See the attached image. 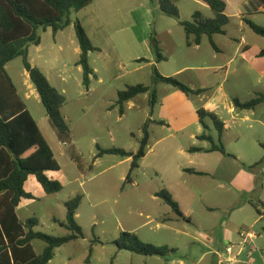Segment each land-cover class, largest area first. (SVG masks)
Masks as SVG:
<instances>
[{
	"label": "rangeland",
	"instance_id": "obj_1",
	"mask_svg": "<svg viewBox=\"0 0 264 264\" xmlns=\"http://www.w3.org/2000/svg\"><path fill=\"white\" fill-rule=\"evenodd\" d=\"M222 1L227 4L229 23L225 33L214 38L217 51L212 49L207 37L203 38L200 50L186 46V34L178 21L190 22L195 12L206 18L213 15L197 0H175L178 20L163 15L157 1L150 4L148 0H92L84 9L71 13V24L57 38L51 30L47 34L39 30L40 46L31 48L30 59L47 72L48 66L55 65L66 77L63 114L70 128L71 146L81 165L78 168L70 158L69 149L58 142L48 120L42 122L45 115L42 104L28 102L43 134L52 135L55 141L53 154L60 170L48 177L59 181L63 188L55 195L40 198L37 195H42L41 187L31 176L26 189L36 199L23 202L18 217L23 222L36 218L35 231L65 236L68 232L59 225L66 220L64 203L76 195L82 197L76 221L83 238L56 248L48 264H180V261L197 264L203 254L204 259L198 264H219L213 252H224L227 245H234L223 241L224 229L252 232L256 239L246 245L238 260L264 264V219L260 220L255 208L250 206L251 202L264 203V175L260 172L264 168V101L254 110H236L238 117L228 111L234 108L235 98L247 102L258 94L264 95V56L259 57L264 50V38L238 17L245 9V0ZM246 18L264 28L263 13ZM76 20L91 33L94 44L100 46L98 52L89 53L88 62L96 71V78L87 88L82 85V69L76 65L80 57L73 28ZM96 31L122 32L114 36L116 52L104 37L95 35ZM129 32H135L146 42L132 48L131 43L123 45L119 37ZM150 37L158 41L166 61L156 62ZM140 59L143 61L138 62ZM9 66L11 76H19L24 69L20 57ZM207 67L212 69L205 70ZM154 69L164 78H175L192 90L205 91L185 97L162 82L154 84ZM51 80L61 90L59 81L53 77ZM136 84L154 86L156 104L150 106L148 94H142L128 101L120 115L115 106L117 93ZM201 108L225 121L229 130L221 142L239 161L225 157L229 163L227 175L219 172L218 164H214L213 170L200 162L193 167L210 170L220 178L207 175L179 178L173 174V167L187 160L178 151L200 144L191 135L202 132L195 114ZM175 111L180 117L175 116ZM148 120L153 123L149 125L147 155L131 173L129 181L125 178L130 159L112 154L94 159L97 147L137 152L141 131ZM160 121L164 126L157 124ZM204 122L210 128L204 130L205 134L218 145L212 122L208 117ZM182 125L187 127L178 131ZM202 144L210 146L207 142ZM238 166L254 175L253 189L249 192L240 190L247 186L242 177L234 181ZM169 187L174 190L184 215L189 217L191 213V223L179 219L155 196L163 189L169 191ZM241 203L248 205L236 207ZM258 211L262 213L264 207L260 205ZM168 218L170 222H163ZM123 232L133 233L145 244L176 251L158 258L118 250L116 244ZM45 246L39 240L32 242L33 251L39 255ZM238 250L235 248L233 253Z\"/></svg>",
	"mask_w": 264,
	"mask_h": 264
},
{
	"label": "trees",
	"instance_id": "obj_2",
	"mask_svg": "<svg viewBox=\"0 0 264 264\" xmlns=\"http://www.w3.org/2000/svg\"><path fill=\"white\" fill-rule=\"evenodd\" d=\"M92 0H0V78H2L0 91L7 89L15 93L11 80L5 71L7 63L17 57L21 58L22 66L28 73L30 83L36 90L48 118L49 124L54 131L57 140L65 145L70 151V158L75 161L80 168L79 157L75 154L74 147L71 146L70 128L61 113L62 107L66 103V98L57 89L49 84L48 79L43 72L32 66L28 62L29 47L40 44L39 30L44 32L51 29L52 35L62 31L71 24L69 19L72 12H78L90 4ZM149 3L157 1L159 9L163 15L177 19L179 10L175 0H148ZM200 4L208 7L213 13L212 17L205 18L201 12H195L191 16V21H178L186 34V46H198L201 38L208 37L210 46L217 50L212 42L215 35L225 33V27L229 23L226 14V3L222 0H197ZM264 8V0H259ZM243 22L249 29L264 38V28L259 27L252 21L244 18ZM73 28L75 39L80 49V57L76 63L82 69V85L88 87L91 78L94 77V71L89 65V53L98 52L78 20L74 21ZM150 49L156 55V62L166 61L161 54V48L158 41L150 37ZM264 56V50L260 52L259 57ZM138 62L143 61L137 60ZM162 82L170 86L185 97L198 96L205 90H192L184 83L175 78H164L156 69H154V84ZM148 94L150 106L157 102L156 90L150 86L134 85L129 86L123 91L117 93L116 105L119 114H123L125 104L136 96ZM264 101V95L258 94L255 98L240 102L233 99L232 103L238 110H254ZM196 115L200 124L206 130L208 127L204 123V118L212 122L217 131L218 145L214 143L212 137L202 133L196 138L199 141H206L210 146L208 149L190 148L189 152L205 151L207 153L218 152L226 156H231L221 142L222 133L225 130V124L215 115L204 108L196 110ZM153 123L148 120L142 129V138L138 142L137 152L125 151L122 149H100L97 147L98 154L94 159L100 158L105 154H112L122 158L130 159V168L125 181L131 179V173L139 168V162L146 155L149 141V125ZM157 124L164 125L161 121ZM39 126L24 109L23 104L13 111H2L0 107V264H48L53 256L54 250L70 242L83 238L81 228L76 221L77 209L82 197L76 195L74 198L66 201L64 207L66 210L65 223H59L68 233L65 236H48L34 230L38 224L36 218H30L24 223L20 222L16 216L17 209L21 200H35L36 198L24 190V185L29 176L34 177L40 185L43 192L50 196L59 193L62 185L59 181L48 177V172H57L60 166L54 158L53 151L43 138ZM7 158L6 164L2 156ZM232 157V156H231ZM186 172L204 175L203 172L187 170ZM155 196L159 198L171 211L182 220H187L182 215L179 205L172 197L171 193L165 189L156 192ZM255 210L259 216L262 215L258 209ZM164 220L163 222H167ZM188 221V220H187ZM54 222L58 221L54 219ZM39 240L45 243L41 254H36L32 249V242ZM118 250L133 252L139 256H157L165 258L167 254L176 251L168 247L157 248L151 244H145L140 241L133 233L123 232L120 234L117 242ZM88 262V260L86 261Z\"/></svg>",
	"mask_w": 264,
	"mask_h": 264
},
{
	"label": "crops",
	"instance_id": "obj_3",
	"mask_svg": "<svg viewBox=\"0 0 264 264\" xmlns=\"http://www.w3.org/2000/svg\"><path fill=\"white\" fill-rule=\"evenodd\" d=\"M149 2V1H148ZM201 6H203L204 7V5L202 4ZM244 6H245V9H244V11L240 14V15H238V17L243 21V19L244 18H246V17H249V16H251V15H254L255 13H258V14H260V13H263L264 14V8L262 7V5L260 4V2H259V0H245L244 1ZM205 8H208V7H206L205 6ZM226 12H227V4H226ZM204 17V16H203ZM206 18V17H205ZM247 19V18H246ZM49 30H51V29H47V31L46 32H44V34H47L48 32H49ZM64 30L65 29H63L62 31H59V32H57L56 34H54V35H52V36H54V37H56L57 38V36L59 35V34H63V32H64ZM75 32V31H74ZM86 32H87V34H88V37H89V39H90V41H91V43H92V45L95 47V48H98L99 49V45H97V44H94V42H93V40H92V38H91V33L88 31V30H86ZM120 33H122V32H110V31H96L95 32V35L98 37V38H101V37H104V40L106 41V43H107V45H109V47L112 49V51H115L116 52V44H115V39H114V36L117 34H120ZM216 36V35H215ZM215 36L212 38V42L214 43V45H215ZM126 37V42H123V39ZM207 36H204L203 38H206ZM203 38H201V41H200V44L198 45V46H194V45H192L194 48H196V50H200V47H201V44H202V40H203ZM119 39L121 40V42H122V44L123 45H126V46H128V44L129 43H131L132 45H131V48L134 46V45H141V44H144L146 41H145V39H141V38H139L138 36H137V34L135 33V32H129L127 35H125V36H121V37H119ZM207 40H208V37H207ZM208 42H209V40H208ZM210 44V43H209ZM40 46V44L38 45V46H30L29 47V55H28V57H27V59H28V62L32 65V66H34V67H37V68H39L42 72H43V74L46 76V78L48 79V81H49V84L51 85V86H53L55 89H57L61 94H63L64 96H65V93H66V89L64 88V86L66 85V77L63 75V74H61V72L59 71V69H56L57 67L55 66V65H53V66H48V72L45 70V69H43V66H41V65H39V64H37V63H34V61H32L31 59H30V57H31V48L32 47H39ZM213 49V48H212ZM62 50V47H59V51H61ZM214 50V49H213ZM214 51H217V50H214ZM89 57H90V54H89ZM141 60V59H140ZM143 60V59H142ZM13 61V60H12ZM11 61V62H12ZM54 61H56V60H54ZM146 61H148V60H146ZM11 62H9V63H7L6 64V66H5V71H6V73H7V75L9 76V78H10V82H11V84L13 85V87H14V89H15V93H12L11 91H8L7 89H2V91H0V107H1V110L2 111H13V110H16L18 107H20V105L21 104H23V107H24V109H26L29 113H30V115L33 117V119L36 121V123H37V125L39 126V130H40V132H41V134H42V136H43V138L46 140V142L48 143V145L50 146V148L52 149V151H53V153H54V150H53V144H54V139H53V137H52V135H50V134H47L48 136L46 137L45 136V134H43V132H42V127H41V124L39 123V121H37L36 119H35V117H34V115H33V113L31 112V110L29 109V107H28V102H30L31 100H33V101H35V102H37V103H41V100H40V98H39V96H38V94H37V92H36V90L34 89V87H33V85L30 83V78H29V75H28V73L23 69V71L21 72V74H19V76H11V74L9 73V68H10V66H9V64L11 63ZM210 70V69H212V67H207V68H205V70ZM94 71V74L96 75V71L95 70H93ZM51 72H54L55 74H51ZM94 75V77L96 78V76ZM52 77L54 78V79H57L59 82V84L60 85H62V88H61V90H59L58 88H57V86L53 83V81L51 80L52 79ZM95 78H91V81L93 80V79H95ZM56 81V80H55ZM1 82H2V78H0V86L3 88V86L1 85ZM57 82V81H56ZM55 82V83H56ZM1 90V89H0ZM181 93V92H180ZM183 94V93H182ZM184 95V94H183ZM185 102H189L188 101V99L186 100L185 99ZM42 104V103H41ZM65 106V105H64ZM63 106V107H64ZM63 107H62V115H63V117L65 118V120L67 121V117H66V115H64L63 114ZM236 110H238V109H235V108H230L228 111L232 114V115H235L236 117H238L239 115L238 114H235V112H236ZM241 111H243V110H241ZM45 113V112H44ZM195 114H196V112H195ZM242 113H240V116H242L241 115ZM180 113L178 112V111H175V116L176 117H180ZM196 118H197V120H198V123L200 124V122H199V119H198V117H197V115H196ZM48 120V118L46 117V115H44V117L42 118L41 117V120H42V122L44 123V121L45 120ZM220 120H222L221 118H219ZM151 121V120H150ZM223 121V123L225 124V130H224V133L227 131V130H229L228 128H227V126H226V123H225V121L224 120H222ZM49 122V121H48ZM205 123V122H204ZM206 125H207V129L208 130H210V128H209V126H208V124L207 123H205ZM162 126H164V125H162ZM200 126H201V130H202V132L201 133H197L196 135L194 134V135H191V137L193 138V139H195L197 142H199L200 144L198 145V146H196V145H193V146H190V147H188V148H186L185 149V151H184V149H180L178 152L180 153V154H183V156L185 157V159L187 160L186 162H185V164H183V163H177V164H175L174 165V167H173V174L174 175H176V176H178L179 178H184V177H187V178H193V177H195V176H211V177H214V178H220V175H216L215 173H213L212 171H207V170H202L201 168H193L194 166H195V164L197 165V162H200V163H202V164H200V165H202L203 166V163L205 164V167H207V166H209V168L211 169V168H213L214 167V164H218V170H219V172H225V174L227 175L228 174V171H229V163L228 162H226L224 159H225V157H231V159H233L234 161H239V158L238 157H236V156H233V155H231V156H226V155H223V154H221V153H218V152H213V153H207V152H205L204 150L203 151H199V152H194V153H190L189 152V149L190 148H193V147H196V148H201V149H208L209 147H207V145H205V144H202V143H206V141H199L196 137L198 136V135H200V134H202V133H205L204 132V128L202 127V125L200 124ZM187 126H184V125H182L179 129H178V131H181V130H183V129H185ZM54 132V131H53ZM149 133V132H148ZM224 133H222V136L224 135ZM55 134V133H54ZM56 136V135H55ZM222 138V137H221ZM59 142V141H58ZM148 143H149V141H148ZM229 153V152H228ZM231 154V153H230ZM54 155V154H53ZM147 155V154H146ZM145 155V156H146ZM145 156L141 159V161H140V164L142 163V161L144 160V158H145ZM2 158V160L4 161V163L6 164V162H7V158L5 157V155L4 156H2L1 157ZM54 158H55V156H54ZM129 159V158H128ZM244 166H245V164H243ZM170 168H171V166H170ZM238 172L235 174L236 176L234 177V181L237 179V178H240V177H242L244 180H245V185H247L246 187H243V188H241L240 190H244V191H246V192H249L250 190H252L253 188L251 187V182H252V180L254 179V175H252L251 173H249V172H246V171H244L241 167H239L238 166ZM187 170H193V171H195V172H203V173H205L204 175H197V174H192V173H189V172H186ZM211 170H213V169H211ZM261 172V171H260ZM51 173L52 172H48L47 173V175L48 176H50L51 175ZM31 176H29L28 177V179L30 178ZM28 179H27V181H26V183H25V185H24V190L27 192V193H30L27 189H26V184H27V182H28ZM247 181H249V182H247ZM168 190H169V192L171 193V195H172V197L173 198H175L174 200L177 202V204H179L180 202H178L177 200V197H176V195H175V192H174V190L172 189V188H168ZM39 192H40V190H38ZM30 194H32V193H30ZM40 194H42V195H37V196H40V198H43V196L44 195H46L44 192H43V190H42V188H41V192H40ZM35 198H36V196L34 195V194H32ZM48 196V195H47ZM26 201H31V200H21L20 201V203H19V205H18V207H17V209L15 210V212H16V216H17V218H18V220L20 221V222H22V223H24L23 221H21V219L18 217V213H19V211H20V209H21V205H22V203L23 202H26ZM262 205V207H264V203L262 202V201H260L259 203H256V202H251V204H250V206H252L253 208H255L256 207V209H258L259 208V206L260 205ZM180 205V204H179ZM245 205H248L247 203H241V204H239V205H237L236 207H240V209L241 208H243V206H245ZM181 206V205H180ZM180 206H179V208H180ZM182 207V206H181ZM180 211L182 212V210H181V208H180ZM256 212V211H255ZM256 214H257V212H256ZM182 215L184 216V218L185 219H187V220H182V221H184V222H186V223H191V213L189 212V217H186L185 215H184V213L182 212ZM259 218H260V220L261 219H264V211L262 212V215L261 216H259ZM169 219V220H168ZM168 219H165V220H168L167 222H170L171 221V218H168ZM28 220V219H27ZM242 231H240V230H237L236 232H231V231H229V229H224L223 230V241L225 242V243H228L229 242V244H234V245H237V244H239V242H240V233H241ZM253 236H254V238L252 239V242L256 239V236L253 234ZM237 240H239V242H237L236 243V241ZM221 248V247H220ZM215 252V251H214ZM214 252H213V255H214ZM203 259H204V254L198 259V263L199 262H201V261H203ZM197 263V264H198ZM180 264H183V261H180Z\"/></svg>",
	"mask_w": 264,
	"mask_h": 264
},
{
	"label": "built area",
	"instance_id": "obj_4",
	"mask_svg": "<svg viewBox=\"0 0 264 264\" xmlns=\"http://www.w3.org/2000/svg\"><path fill=\"white\" fill-rule=\"evenodd\" d=\"M261 173L264 175V168L261 170ZM240 242L237 245H227L224 248V252H221L222 250H217L214 252L215 257L218 259L219 264H248V263H242L238 260V257L243 253L246 245H249L252 242V239L254 238L253 233L249 231H242L240 233ZM238 248V252L235 254L234 249ZM252 264V263H250Z\"/></svg>",
	"mask_w": 264,
	"mask_h": 264
}]
</instances>
